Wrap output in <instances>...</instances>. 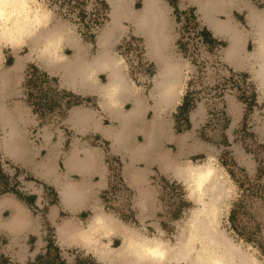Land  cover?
Listing matches in <instances>:
<instances>
[{"label":"rangeland","instance_id":"374dc122","mask_svg":"<svg viewBox=\"0 0 264 264\" xmlns=\"http://www.w3.org/2000/svg\"><path fill=\"white\" fill-rule=\"evenodd\" d=\"M21 1L26 19L36 17L38 23L32 24V34L27 31L14 43L0 42L1 101L9 115V120L0 115V121L7 120L9 132L14 131L13 142L20 149L25 145L28 159L34 158L38 162L50 149L63 150L69 144L71 135L63 121L70 107L87 102L93 105L94 102L79 96V101L75 102L74 98L62 93L70 94L55 78L57 81L51 91L41 84L33 91L37 94L31 97H45L46 93L49 96L52 93L67 105L61 110L56 108L57 111L46 121L37 120L26 103V68L33 66L47 72L49 79L54 75L48 63L41 61L35 53L36 48L44 49L46 44H34L32 36L62 29L67 38L62 40L57 51L69 56L72 51L65 49L63 43L76 37L94 45L96 35L107 25L109 10L103 0ZM162 1L168 8L171 27L167 53L178 68L182 64L183 68L180 95L171 106L161 110L166 125V131H161V149L173 156V168L189 177H178L173 168L167 170L161 162L151 168L144 184L134 189L124 178L122 159L109 153L107 143L89 141L99 144L104 151L108 183L101 194L103 211L112 214L133 232L150 239L157 238L169 247H177L182 234L193 231L198 213L207 214L215 230L238 249L249 264H264V90L258 86L253 65L235 67L227 61L228 40L209 31L196 7L189 5V0ZM243 2L253 7L255 11L252 12L256 14L264 12V0ZM140 6L137 3V7ZM228 12L238 28L248 33L246 50L255 51L256 41L252 26L248 24L247 8H230ZM217 17L225 18L224 14ZM248 51L245 52L250 53ZM114 52L125 66L124 71L132 86L148 94L158 67L147 56L143 40L134 35L125 36ZM186 93L191 106L186 115L189 126L185 116H179L181 131L177 133L175 118ZM124 108L128 110L130 104ZM152 117L151 111L147 113V121ZM48 136L56 141H47ZM5 138L0 125V196L13 194L22 201L30 221L40 233L28 238V259L23 262L12 252L5 251L8 238L0 235V264H107L94 253L63 250L57 246L54 228L46 221L49 207L57 203V195L25 168L3 157L1 150ZM136 139L143 141L141 135ZM202 169L211 170L210 179L202 189H206L210 181H215L220 191L217 205L210 210L204 207L210 202V195L204 196L203 190L195 189L193 181L195 174ZM139 194L147 197L151 207L150 213L144 216L136 206ZM90 216V213L81 214L84 221ZM103 243L113 249L112 259L116 258L114 252L122 244L121 236H114L111 241L103 239ZM172 264L189 263L179 261Z\"/></svg>","mask_w":264,"mask_h":264},{"label":"crops","instance_id":"0c3cea01","mask_svg":"<svg viewBox=\"0 0 264 264\" xmlns=\"http://www.w3.org/2000/svg\"><path fill=\"white\" fill-rule=\"evenodd\" d=\"M103 1L108 5V21L106 27L96 35L94 45L72 37L71 40L63 43L65 49L68 48L72 51V54L68 56L63 52L60 55L57 51L58 46L62 40L67 38V34L61 29L59 31L61 36L55 45L56 50L54 52H47L44 48L45 52L37 56L42 48H36L35 50L38 52L36 56L41 61L48 63L46 65L53 71L52 74L58 80L57 82L62 89L80 98H90L94 102L93 105L87 102L83 105L70 107L63 125L68 130L71 138L69 144L63 150L52 148L38 162L34 158L28 159L25 145L23 144V148L20 149L13 142L14 131L9 132L7 126V120H9L8 110L1 101L3 94L0 91V115H4L7 119L4 123L0 121L4 134H6V138L2 142L3 150H1V153L3 157L25 168L33 177L55 191L57 203L49 207L46 221L54 228L57 246L63 250L78 249L94 253L95 256L96 248L100 250L105 247L103 246V239L109 238L111 241L114 236L118 237V235L122 238L120 227L124 228L125 226L112 214L103 211L101 194L108 183L104 165V151L99 144H91L89 141L95 140L96 142L107 143L109 153L122 159L124 178L134 189L144 184L151 174V168L157 164L163 162L165 169H172L175 165L173 156L161 149L163 139H161V131H166L165 122L161 117V110L164 107L171 106L180 95L182 88L181 70L183 68V64L180 68L177 67L178 82L172 88L169 97H161L154 93V84H152L148 94H144L140 88L132 86L124 71L125 66L114 52V48L125 36L134 35L143 40L147 56L158 67L157 73L164 65L165 60L170 59L173 63L174 60L167 53L170 38L169 31L171 29L168 8L162 0H155L153 6L156 8V2L160 6L161 19H159V22L163 33V37L158 42L157 48H155L144 29L147 23H153L155 20L145 21L141 17V13L146 7V0ZM199 1L189 0L188 3L196 7L205 25L213 35L226 38L229 44L230 33L218 29L214 22L203 17L202 12L199 11ZM137 3H140L141 6L137 7ZM237 7L240 9L242 7L247 8L249 13L247 20L250 25L254 14L252 10L254 9L248 4H244L243 0H222V8L220 6V9L212 10L210 17L220 24L228 22L231 28L239 32L241 38L239 51L231 57H227L225 54V57L233 66L243 67L244 65H252V61L249 60L248 53L245 52L248 51L245 48L248 33L238 28L237 22L228 12L230 8ZM219 14H224L225 18H218L217 15ZM101 53L104 56L108 55V57L103 59ZM110 54L113 58L115 57L113 62ZM101 58L102 61H100ZM100 63L108 64V67H101ZM117 65L120 66V69H117ZM20 69L15 73H18ZM111 77L117 78L110 89L106 86L109 84ZM136 98L142 102L144 112L136 119H129L126 113L132 108V103ZM156 102L160 103L161 109L155 115L153 107ZM127 103L130 104V108L125 110L124 105ZM150 111L153 113V117L147 121L146 115ZM152 121L157 124V138L149 144L146 137L149 130H151ZM127 123L129 129L126 131L125 125ZM138 135L143 137L142 142L136 139ZM47 141L55 142L56 138L48 136ZM149 204L145 195L139 194L136 198V206L143 216L150 213L151 207ZM82 213H90L92 216L84 221L81 218ZM5 214H7V217L4 216ZM100 215L110 216L117 223L118 227L112 229V234L109 232L104 234V228H101V224L96 221L97 216ZM92 222H94L93 226L96 228L95 235L98 236L94 243L86 237L84 238V231L92 226ZM39 233L40 230L30 221L29 212L22 201L18 200L13 194L0 196V235L8 238V243L4 248L6 252H12V255H15L20 262L27 260L28 238L31 235H39ZM107 236L111 237L107 238Z\"/></svg>","mask_w":264,"mask_h":264},{"label":"bare ground","instance_id":"6f19581e","mask_svg":"<svg viewBox=\"0 0 264 264\" xmlns=\"http://www.w3.org/2000/svg\"><path fill=\"white\" fill-rule=\"evenodd\" d=\"M199 2V11L202 12L203 17L214 22L218 29H223L224 31H228L230 33L231 39L229 41L228 48L225 50V54L227 57L235 55L239 51L240 46L239 42L241 38L239 36V32L235 31L234 28H231L228 22H222L220 24L210 17V12L212 10L220 9V6L222 8V0H200ZM154 3L155 0H146V7L142 11L141 17L145 21L150 19L155 20L153 23H147L144 26V29L149 35V40H152L153 46L157 48V44L163 37V33L159 22V19H161V12L159 10L160 6L158 2H156L155 8L153 6ZM23 10L24 6L21 0H0V42L14 43L15 39L27 34V31L29 34H32V24L38 23L36 21L37 18H28L27 20L25 13L22 12ZM252 17L253 19L250 21V25L253 28L252 35L256 41V49L255 51L248 53L247 56L249 57V60L252 61V65L254 66L253 74L258 82V86L261 90H264V12H262L261 15L254 13ZM60 36L61 32L59 31H48L45 35L44 33H38L34 34L32 37L36 45H40L42 43L43 45L46 44L45 50L47 52H54L56 50L55 45L58 43ZM45 50L42 49L39 53L35 51V53H38L39 56V54H43ZM101 54L103 59L108 57L107 54V56H104L103 53ZM102 58L100 61H102ZM113 59H115V57H112V62ZM104 64H101L100 66L108 67V64H106L107 66ZM118 65L117 69H120V66ZM177 71L175 61L172 63L170 59L167 61L165 60L164 65L161 67L159 73H157L153 80L154 93L161 97L171 96V90L178 82ZM119 74L121 75V73ZM116 78L111 77L109 84L106 87L112 88L113 82ZM118 78L120 79L119 75ZM160 109V103L156 102L153 107L155 115ZM143 112L144 106L142 102L136 98L132 103V108L127 111L126 116L129 119H136L141 116ZM125 128L124 129L126 131L129 129L128 123L125 125ZM146 138L147 143L149 144L156 140L157 124L155 121H152L151 130H149ZM125 147L127 146L125 145ZM173 170H175V174L180 178L187 179L189 177H186L185 172L183 171L174 168ZM195 175L196 176L193 177L195 189L200 190V192L203 190L204 196L208 194L210 195L208 196L210 202L208 204H204V207H208L207 210H210L209 208H213L218 203L217 201L219 199L220 192L219 186L215 181H210L206 189H202L206 186V181L210 179V169L198 170ZM97 217L96 221L101 224V228H104V234H107L108 232L112 234V229L118 227L115 220L110 216L100 215ZM93 223L94 222H92L91 227L84 231V238L86 237L90 242L94 243L98 236L95 235L96 228L93 226ZM120 230L122 231V244L118 249H116L117 251L114 252L117 254L116 258L112 259L113 256H111V253L113 252L111 250L113 249L106 247L107 244L104 243V249H95V254L98 259L106 261L107 264H172L179 261H187L189 264H249L240 251L231 244L227 243L225 238L221 236L217 230H215L214 225L212 221L209 220L207 214L201 213L200 215L198 213V218H196L194 222L193 231L190 234L189 232L188 234L186 232L183 233L179 242L180 244L177 247H169L157 238L150 239L145 236H141L133 232L132 229H128L126 227H120ZM108 237L111 236H107V238ZM108 256L109 259L107 260Z\"/></svg>","mask_w":264,"mask_h":264},{"label":"trees","instance_id":"16d2710c","mask_svg":"<svg viewBox=\"0 0 264 264\" xmlns=\"http://www.w3.org/2000/svg\"><path fill=\"white\" fill-rule=\"evenodd\" d=\"M25 88L27 90V99L26 103L31 109V113L36 116L37 120L46 119L54 114L57 110L56 108L60 109L67 105L64 104L60 99L55 98L53 94L49 96V93L45 94V97H39L34 98L31 97L37 93H33V91L38 88V85H46V89L52 90V85L56 84V79L52 78L49 79L48 75L45 72L39 71L36 67L33 66H27L26 72H25ZM34 85V89L32 86ZM29 92V93H28ZM63 94H67L75 99V102L79 101V97L75 96L73 94L66 93L65 91H62ZM191 106L188 100V94L186 93L183 97V101L181 106L178 108L179 112L178 115L175 118V131L179 133L181 130L178 128L179 125V116H185V122L187 126H189L188 120H187V113L189 112ZM233 215V214H232Z\"/></svg>","mask_w":264,"mask_h":264}]
</instances>
